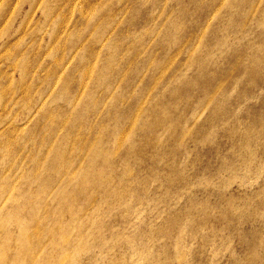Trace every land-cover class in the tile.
<instances>
[{
  "label": "rangeland",
  "instance_id": "rangeland-1",
  "mask_svg": "<svg viewBox=\"0 0 264 264\" xmlns=\"http://www.w3.org/2000/svg\"><path fill=\"white\" fill-rule=\"evenodd\" d=\"M0 264H264V0H0Z\"/></svg>",
  "mask_w": 264,
  "mask_h": 264
}]
</instances>
